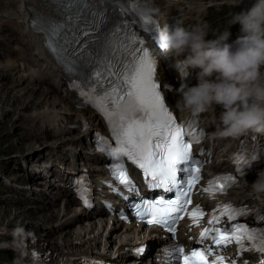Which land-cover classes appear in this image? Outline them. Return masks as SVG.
<instances>
[{
    "label": "snow or ice",
    "instance_id": "6c2138e0",
    "mask_svg": "<svg viewBox=\"0 0 264 264\" xmlns=\"http://www.w3.org/2000/svg\"><path fill=\"white\" fill-rule=\"evenodd\" d=\"M142 26L155 27L156 21L144 13H139ZM126 43L118 48L124 59L118 61V66L111 62L107 64L108 74L115 77L113 86L102 96L95 94V89L82 92L88 102H91L108 121L110 131L116 146L111 147L106 138H100L102 151L114 158L113 175L118 182L130 190L134 186L124 164V158L131 161L139 169L153 188L175 190V198H163L149 201L143 200L134 205L135 214L148 224L165 225L170 231H175L172 225L181 219L179 213L187 212L193 224L200 223L206 215L197 205L191 211L188 205L192 203L191 192L201 180L200 162L193 158L192 145L198 141V135L193 124L187 127L177 124L172 112L166 107L164 98L155 81L156 63L149 51L144 48L143 40L132 32L125 36ZM139 44L140 47H136ZM116 67L115 71H110ZM183 71V70H182ZM100 75L99 72L96 73ZM185 137H188L186 140ZM255 158V157H254ZM178 173H183L182 179ZM234 182L232 176H217L208 181L203 191L214 195L225 192ZM78 194L88 203V189L83 180ZM248 209L223 205L219 215L210 214L209 224L221 225L226 217L234 221L237 216L247 215ZM202 239H211L216 246H227L235 243L240 251L255 250L264 254V228L250 229L245 225L234 224L231 227L214 226L201 231ZM249 242L246 247L245 242ZM138 251L142 252L143 249ZM181 254L182 264H224L225 257L216 255L209 260L212 249L192 250L184 254V249H176ZM264 264V260L261 261Z\"/></svg>",
    "mask_w": 264,
    "mask_h": 264
},
{
    "label": "bare ground",
    "instance_id": "6f19581e",
    "mask_svg": "<svg viewBox=\"0 0 264 264\" xmlns=\"http://www.w3.org/2000/svg\"><path fill=\"white\" fill-rule=\"evenodd\" d=\"M15 3L16 0H0V17L8 18L15 14L18 10ZM174 9L175 6H172L171 11ZM14 71L15 68L3 71V79L0 80V83L6 84V86L0 85V104L3 105V108L0 107V130L6 124L7 117H10L15 111L17 114L16 119H22V121L18 123L15 120L14 124L11 123L9 129L15 132L18 143L20 145L25 144V140L27 138L31 139L32 136H34L32 140H36V143L32 142L29 147L30 153L28 152V154L30 155L27 159H21L23 160L21 162L16 161L19 165L18 167L16 164L19 168L17 172L8 173L13 170L15 163L8 170H4V166L2 167L7 179L20 182L25 178L31 180L36 176L42 177V171L38 172L35 166L39 165V168L42 169L45 159L48 160L50 157L60 154L67 157L70 151H74L78 155L81 154L76 143L82 141L84 135H63L59 138L50 139L48 123L52 119L57 117L66 119L69 115H74L76 111L80 110L73 108L67 99L55 91L48 80L41 83L32 82L27 84L25 81L18 79L23 73L17 72L15 74ZM169 76L172 75L169 74ZM9 83L13 84L8 85ZM8 98H10L9 101L6 100ZM91 118L94 117L91 116ZM5 135L0 131V136H2L0 141L4 140ZM49 145L51 146L48 147ZM36 153L38 157L45 158L40 160L37 157L33 160L32 156ZM2 174H0V190L4 194L1 196L0 202H6V204L0 208V218L8 217L9 214L14 215V217L0 224V254L2 251L11 252L12 258L17 259L16 262L11 258L13 263L29 264L28 260L33 258L38 261V264H56L55 261L63 259L61 256L54 257L56 252H63V255L69 256L70 253L83 251L84 249V251L104 252L110 258L117 257L124 264H142V261L137 263L136 259L132 257L133 255L129 254L125 248L148 242L150 248L146 250L145 258L158 264L157 258H161L162 249H157V241L162 233L155 227L145 228L141 225H124L116 217L103 215L95 217L87 213L83 207H76L73 204V207H70V204L74 202L68 199H65V202L61 203L58 210L54 212L51 205L52 200L48 201V196H51L57 202L58 199H55L54 195L48 194L41 186L31 185L30 182H23V187H17L11 180L10 184H7L8 181H4ZM36 189L40 191H36ZM25 194L28 196L23 201V197L21 198L19 195ZM10 195H13L14 198H10ZM30 196L33 198H30ZM245 198L252 201H261L264 199V193L257 194L253 191L252 193H246ZM45 200L48 201L47 204H44ZM23 202H28V204L22 205ZM54 205L56 206L55 203ZM22 210L27 213H22ZM34 212H43L38 217L44 222L47 221L46 225L52 226V229L48 232L46 230L47 233L33 231L31 227L33 221H35L32 217ZM21 218H25L26 224L18 225ZM85 219L87 220L84 221ZM71 226L75 227L71 229L69 228ZM17 229L23 231H15ZM57 231H60L61 234L58 239L53 241L56 242L55 245L50 243L47 238ZM98 241L105 242V246H109L107 248L110 249L111 253L103 250V248H93L94 243ZM3 256L0 255V264H5L4 260H8V258H5L2 261L1 257ZM18 256H24V260L21 262ZM46 256H48L47 261H41ZM171 260L175 261V259Z\"/></svg>",
    "mask_w": 264,
    "mask_h": 264
},
{
    "label": "clouds",
    "instance_id": "9594fccd",
    "mask_svg": "<svg viewBox=\"0 0 264 264\" xmlns=\"http://www.w3.org/2000/svg\"><path fill=\"white\" fill-rule=\"evenodd\" d=\"M140 13L166 15L152 6V0H138ZM240 34L229 42V30L209 38L201 26H165L156 37L159 47L179 58L174 68L196 71L197 84L183 82L176 90L178 107L200 114L221 106L213 137L237 138L252 131L264 134V0L232 17ZM252 190L264 193V173L252 183ZM15 231L22 232V229Z\"/></svg>",
    "mask_w": 264,
    "mask_h": 264
},
{
    "label": "rangeland",
    "instance_id": "374dc122",
    "mask_svg": "<svg viewBox=\"0 0 264 264\" xmlns=\"http://www.w3.org/2000/svg\"><path fill=\"white\" fill-rule=\"evenodd\" d=\"M3 85V86H6V84L4 85V83H0V85ZM13 83H9L8 85H12ZM15 88H18V87H15ZM38 91V90H37ZM41 92V91H40ZM1 94V93H0ZM10 96V95H9ZM7 101H9L10 100V98H8V99H6ZM5 101V100H4ZM3 105L2 104H0V107L1 108H3L2 107ZM16 116H17V114H16V112L14 111L13 113H12V115H10V117L8 116L7 117V122H6V124L1 128V130L0 131H2L3 133H5L6 135L4 136V140H1V141H3L2 143H1V141H0V174H2L3 172H4V170H8L14 163V168H13V170H11L10 172H8V173H15V172H17V170L19 169V168H17V162L16 161H18V162H21V161H23V160H21V159H27V157L30 155V154H28V152L30 153V149H29V147H30V145H31V143L32 142H35L36 143V140H32L33 138H34V136H32V137H30L31 139H26L25 140V144H22V145H20V143H18V139H17V137H16V134H15V132H13V131H11L10 129H9V126L11 125V123L12 124H14V121L16 120V122H18V123H21V121H22V119H16ZM25 122V121H24ZM20 127H23V126H20ZM60 137V136H59ZM59 137H51L50 136V139H55V138H59ZM2 138V136H0V139ZM38 142V141H37ZM54 144V143H53ZM51 145H49L48 147H50ZM38 157V154L36 153V154H34L33 156H32V159L33 160H35L36 158ZM40 160H42V159H44L45 157H38ZM42 158V159H41ZM17 164V165H16ZM5 167L4 168V170L2 169V167ZM18 167H19V165H18ZM3 175V177H4V180L6 181V180H8L7 179V176H5L6 174H2ZM20 182H22V181H20ZM14 183L15 184H17V182L16 181H14ZM19 183V182H18ZM18 185V184H17ZM7 193H11V192H7ZM3 194H4V192H2L1 190H0V201H1V196H3ZM13 195H10V198H14V197H12ZM4 204H6V202H0V208L4 205ZM19 204V203H18ZM22 205H24V204H22ZM59 206L60 205H56V207H53L52 209L54 210V212H56L57 210H58V208H59ZM70 207H73V205L72 206H70ZM22 213H27L26 211H24V210H22ZM41 213H43V212H34L33 213V215H32V217H33V219L35 220V221H33V226L31 227V229L33 230V231H36V232H38V233H44V232H46V230H47V232L49 231V230H51L52 229V226H48V225H46V222L47 221H45L44 222V220H42V219H40L38 216L39 215H41ZM44 213H46V212H44ZM48 213V212H47ZM12 217H14V215H12V214H9L8 215V217H5V218H0V224H2V222H4V221H7L8 219H11ZM87 219H85L84 221H86ZM20 223L18 224V225H24V223L26 224V221H25V218H21L20 219ZM36 222V223H35ZM75 225V224H74ZM73 227H75V226H71V227H69V228H73ZM46 232V233H47ZM60 234H61V232L60 231H57V232H54V233H52V234H50V236L47 238V240H49L50 241V243H53V244H55L56 245V242H53V241H55L56 239H58L59 238V236H60ZM107 247H109V246H105V242H101V241H98V242H95L94 243V245H93V248H95V249H98V248H103V250H105V251H109L110 252V249L109 248H107ZM111 253V252H110ZM1 254H2V256L3 257H1V260L2 259H5V258H8V260H4V263L5 264H17V263H13L12 261H11V258L13 257L12 256V253L11 252H9V251H2L1 252ZM0 254V255H1ZM17 256V255H16ZM19 257V260L22 262V260H24V256H18ZM48 258V256H46L44 259H42L41 261H47L46 259ZM10 260V261H9ZM12 260L13 261H16L17 262V259H15L14 260V258H12ZM3 261V260H2ZM18 264H22V263H18Z\"/></svg>",
    "mask_w": 264,
    "mask_h": 264
}]
</instances>
